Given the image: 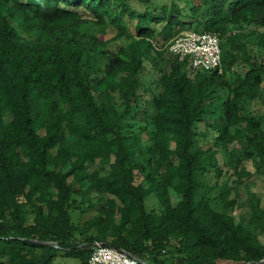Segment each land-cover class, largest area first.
<instances>
[{
    "label": "trees",
    "instance_id": "trees-1",
    "mask_svg": "<svg viewBox=\"0 0 264 264\" xmlns=\"http://www.w3.org/2000/svg\"><path fill=\"white\" fill-rule=\"evenodd\" d=\"M189 30L219 35L221 71L153 45ZM222 149L264 170V0H0V264H88L96 241L139 264H263L213 205Z\"/></svg>",
    "mask_w": 264,
    "mask_h": 264
},
{
    "label": "rangeland",
    "instance_id": "rangeland-1",
    "mask_svg": "<svg viewBox=\"0 0 264 264\" xmlns=\"http://www.w3.org/2000/svg\"><path fill=\"white\" fill-rule=\"evenodd\" d=\"M131 27L134 22L126 18ZM245 32L248 33L250 25L243 23ZM155 31L158 32L160 24L155 25ZM190 31V30H189ZM188 31H183V34ZM178 34V35H180ZM176 35V36H178ZM109 34L107 37H110ZM175 36V37H176ZM106 37V38H107ZM173 37H166L163 34H157L153 40V45L164 52L166 57L170 56L167 48ZM127 41L124 38H118L109 44L110 47L117 45L124 46ZM188 66V64H187ZM238 70H242L239 66ZM143 82L139 89L144 98L150 97L151 81L157 77L155 70H152L149 64H146V70L140 75ZM155 91H157L155 89ZM147 123L144 120L134 118L124 119L122 127L124 135L128 139L129 146L137 162H146L145 147L148 144V139L142 128L146 127ZM144 138V140H141ZM227 149H222L217 154V170L207 176L206 180L213 187V195L220 197V191L229 189L224 193V196L213 202L214 207L231 216L236 224H242L257 235L259 240L264 243V170H256L250 160H238L237 155H231ZM235 186V187H232ZM237 187V188H236ZM236 188V189H235ZM170 202L175 204L178 196L173 190H169ZM148 206L152 204V198H147ZM59 264H79V261L74 258H60ZM164 264H171L166 261ZM219 264H241L229 261H223ZM264 264V262H263Z\"/></svg>",
    "mask_w": 264,
    "mask_h": 264
},
{
    "label": "built area",
    "instance_id": "built-area-1",
    "mask_svg": "<svg viewBox=\"0 0 264 264\" xmlns=\"http://www.w3.org/2000/svg\"><path fill=\"white\" fill-rule=\"evenodd\" d=\"M168 51L192 69L221 71L220 37L216 32L190 30L169 44ZM139 259L118 247L95 242L88 264H139Z\"/></svg>",
    "mask_w": 264,
    "mask_h": 264
}]
</instances>
